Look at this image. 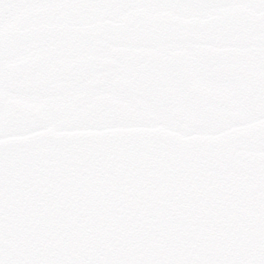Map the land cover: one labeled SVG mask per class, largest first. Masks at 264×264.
Instances as JSON below:
<instances>
[{"label": "snow or ice", "instance_id": "obj_1", "mask_svg": "<svg viewBox=\"0 0 264 264\" xmlns=\"http://www.w3.org/2000/svg\"><path fill=\"white\" fill-rule=\"evenodd\" d=\"M0 264H264V0H0Z\"/></svg>", "mask_w": 264, "mask_h": 264}]
</instances>
